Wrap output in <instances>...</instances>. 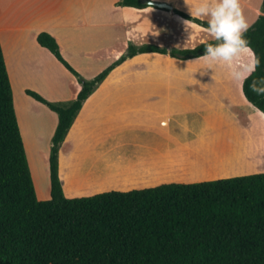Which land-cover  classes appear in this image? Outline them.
Returning <instances> with one entry per match:
<instances>
[{"label":"crops","instance_id":"obj_1","mask_svg":"<svg viewBox=\"0 0 264 264\" xmlns=\"http://www.w3.org/2000/svg\"><path fill=\"white\" fill-rule=\"evenodd\" d=\"M119 1L0 0V40L15 103V85L24 104L37 107L43 103L27 90L37 91L50 101L64 102L76 98L81 89L74 75L39 44L37 37L44 31L58 39L66 59L86 78L114 61L130 41L136 46L154 43L172 50L195 48L186 46V41L200 45L216 39L202 26L190 21L187 26L188 20L176 12L191 15V9L195 14L209 0H156L170 4L172 9H140L118 5ZM256 3L245 4L251 10L247 18L250 27L263 13V0ZM230 63L233 68L254 66V54L247 48ZM231 70L219 60L209 66L205 55L177 60L169 54L147 52L123 62L85 101L61 145L59 171L66 196L264 172V113L249 109L242 101V81H234ZM94 98L97 104L87 107ZM164 104L178 109L173 119H149V111ZM42 109L53 117V139L58 115ZM16 112L18 116V109ZM163 120L177 129L150 143ZM198 152L216 156L214 164L218 169L224 166L227 176L189 178L193 167L186 158ZM180 155H186L181 163ZM167 158L176 160L173 167L160 162ZM89 159L91 166H87Z\"/></svg>","mask_w":264,"mask_h":264},{"label":"trees","instance_id":"obj_2","mask_svg":"<svg viewBox=\"0 0 264 264\" xmlns=\"http://www.w3.org/2000/svg\"><path fill=\"white\" fill-rule=\"evenodd\" d=\"M118 5L151 6L143 0ZM176 12L207 28L208 21ZM262 12L244 34L259 66L243 81V93L264 113V96L248 86L252 78L264 76V0ZM37 40L78 78L81 89L68 104L27 90L59 118L49 159L50 198L39 199L0 40V264H264V172L75 197L66 196L60 178L61 145L84 102L116 66L147 52L197 58L205 55L206 45L222 41L171 51L131 44L125 56L87 80L55 36L44 31ZM257 87H264L258 79Z\"/></svg>","mask_w":264,"mask_h":264},{"label":"rangeland","instance_id":"obj_3","mask_svg":"<svg viewBox=\"0 0 264 264\" xmlns=\"http://www.w3.org/2000/svg\"><path fill=\"white\" fill-rule=\"evenodd\" d=\"M239 2H240L241 9L243 11V14L247 19L250 16L251 10L248 7V5H245V4L254 5V4H257L256 3L257 0H239ZM177 15L181 16L180 14H177ZM196 16L197 15L193 14L192 17L198 18ZM181 17L185 20H188V21L195 23L199 26H202V25L198 24L197 22H195L194 20L184 18L183 16H181ZM202 21H205V20H202ZM165 24H166V21H165ZM164 27H166L165 29H168L166 25ZM202 27H204V26H202ZM204 28L206 30H208V28H206V27H204ZM195 38L197 39V37H195ZM131 44H134V43H132V41H130L127 45H125V48L123 51L119 50L117 52V55H115L114 61H111L110 63H108L106 66L101 68L93 76L86 78L83 74H81L80 72L79 73L87 80H91V79L95 78L98 74H100L108 66H110L115 61L122 58L123 56H125L128 53L129 46ZM144 44H154V43H144ZM144 44H142V45H144ZM184 44L186 46H193V47L194 46L196 47L198 45V44L195 45L194 42L189 43V41H186ZM142 45H140V46H142ZM163 48H165V47H163ZM175 49H177V48H175ZM172 50H174V49H172ZM169 51H171V50H169ZM139 54H141V53H139ZM169 55L171 56V54H169ZM251 56L253 59L252 54H251ZM171 57L175 58L173 56H171ZM131 58H133V57H131ZM128 59H130V58H128ZM176 59L181 60L178 58H176ZM174 61H176V60L174 59ZM120 65L116 66L113 70H115ZM130 65H132V64H130ZM111 72H110V74H111ZM74 77L78 80V78L75 75H74ZM107 77L97 86L95 91L105 82ZM242 84H243V81H242ZM105 85H107V84H105ZM15 88H16L15 90H16V99H17L16 103H15L16 109H18V112H19L18 118L20 116L19 122H21V124H22V127H21L22 135H23L25 145H26L27 155H28L29 164H30L32 176L34 179L35 187L37 190L38 197L40 199H42V198L46 199L49 196V193L51 191V189H50V163H49V159H50L51 147L53 145L51 131H52V124L54 125V123H53L54 121H53L52 115L50 116L46 112L47 110L43 111L42 108L48 109L54 115H57V114H56V112L51 110L47 105L45 106V104L41 105L40 106L41 108L37 107L36 105L34 106L32 103L28 104V106H27L26 104H24L25 102H24V99L22 96V92H19V89H18L19 87L17 85H15ZM241 95H242L241 96L242 101L244 103H247V106L249 109H251V107L253 109L254 108L256 109V107L253 106L247 100V98H245V95L242 92V88H241ZM74 99H75V96L64 101V102L62 101V103L68 104V103H71ZM54 102H58V101H54ZM96 102L97 101L94 98L87 105V107L88 106H90V107L94 106L95 104H97ZM98 105L100 107H102V101L101 100L98 101ZM171 108H172L171 106L169 107L167 104H164L163 106L160 107V109H157L156 111H155V109H151V111H149V114H150L149 119H173L174 113L176 111V114H177L178 109H175V108L171 109ZM260 115L263 116L262 112ZM175 116H177V115H175ZM175 129H177V127L174 126L171 128L168 121H166V120L159 121V126H158L159 132H157L156 135L153 136V139L151 138V140H149L150 143L155 142L158 139H163L165 137L170 136V134H172ZM149 139H150V137H149ZM179 141H181V140H179ZM158 145H160V143ZM139 149L140 148H138L137 150H139ZM184 157H186V155L185 156L180 155V159H178V162H180V161L183 162V159H185ZM186 159H187L186 161L188 162L189 166L193 167V169L191 170L192 172L189 171V173H188L189 178H191L193 180L194 179L195 180H206V179H210V178H216L219 176L220 177H223L225 175L227 176V174H228L227 170L224 168V166H220L221 168L218 169V165L214 164V160L216 161V159H217L216 156H214V155L203 154L202 152H198L196 154V156L193 155L190 158L187 157ZM163 160L165 161L164 166H166V167H173V165L176 162V160L174 158L162 159V160H160V162H163ZM91 164H92V162L89 159L87 166H91ZM189 170H190V168H189ZM81 192H85V191L82 190Z\"/></svg>","mask_w":264,"mask_h":264},{"label":"clouds","instance_id":"obj_4","mask_svg":"<svg viewBox=\"0 0 264 264\" xmlns=\"http://www.w3.org/2000/svg\"><path fill=\"white\" fill-rule=\"evenodd\" d=\"M191 15L193 12L190 9ZM195 15L205 18L210 17L207 22L208 31L214 35L218 41L223 43L213 47L205 46V59L211 66L212 61H224L227 67L232 69L229 73L234 81L247 80L251 73L255 72L259 66V61L255 66L244 65L233 68L232 63L248 47V42L244 34L248 31L250 25L243 14L239 0H209L196 9ZM189 26V21H185ZM257 79L264 84V76L251 79L249 88L259 96H264V87H257Z\"/></svg>","mask_w":264,"mask_h":264},{"label":"water","instance_id":"obj_5","mask_svg":"<svg viewBox=\"0 0 264 264\" xmlns=\"http://www.w3.org/2000/svg\"><path fill=\"white\" fill-rule=\"evenodd\" d=\"M143 2L147 5H151L162 9H172V6L166 2L155 1V0H143Z\"/></svg>","mask_w":264,"mask_h":264}]
</instances>
